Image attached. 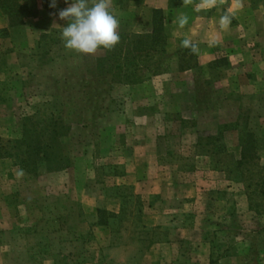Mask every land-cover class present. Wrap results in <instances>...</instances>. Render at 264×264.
Instances as JSON below:
<instances>
[{"label": "rangeland", "instance_id": "374dc122", "mask_svg": "<svg viewBox=\"0 0 264 264\" xmlns=\"http://www.w3.org/2000/svg\"><path fill=\"white\" fill-rule=\"evenodd\" d=\"M141 1L108 3H121L123 14L117 7L110 11L124 27L140 9ZM52 18L50 11L41 16L45 40L39 50L32 37L26 44L25 24L8 35L0 30V95L15 105L11 110L0 109V148L9 147L8 142L21 136L22 117L32 116L43 106L72 125L71 137L79 155L86 154V159L70 171L28 175L20 174L13 160L0 158V264H264L262 182L255 177L258 198L250 200L240 177L221 171L223 165L216 164L213 150L204 147L205 141L201 145V138L217 132L222 122L237 115L240 128L226 132V148L240 159V140L247 125L259 141L258 164L264 167V84L255 89V100L247 97L251 93L234 94L231 102L225 103L227 95L216 84V77L193 83L178 80L173 56L168 54L156 76L143 70L146 93L133 97L121 92L111 76L101 80L94 76L93 54L65 48L63 30L49 27ZM5 21L9 26L7 15ZM120 26L119 34L137 35ZM12 50H18L21 69L11 67L5 72L3 57ZM180 57L184 65L193 66L194 50L181 52ZM158 76L161 78L152 82ZM155 104L159 122L165 114V125L157 127L163 145L158 167L165 180V199L133 195L111 203V210H119V216L111 220L113 238L98 240L92 229H82L83 201L93 210L106 197L132 195L128 185L115 179L135 163L126 158L128 136L133 132L128 125L135 114L150 113ZM217 104L224 110L209 109ZM240 104L239 112L233 109ZM225 161L229 164L230 160ZM180 183L194 184L195 193L173 199L170 185ZM146 205L162 217L151 227L144 225ZM10 218L15 219L12 232L8 230Z\"/></svg>", "mask_w": 264, "mask_h": 264}, {"label": "crops", "instance_id": "0c3cea01", "mask_svg": "<svg viewBox=\"0 0 264 264\" xmlns=\"http://www.w3.org/2000/svg\"><path fill=\"white\" fill-rule=\"evenodd\" d=\"M29 1L26 3L37 15L26 19L24 22L25 25L23 27L28 35V41L26 40L25 42L29 44L32 37L34 45H36L35 48L39 50L42 48L43 40H45L41 36V33L45 30H41L44 28L42 27L44 24L41 23L40 19L42 15L47 14L49 11L44 9L43 0ZM111 1L114 0H108V2ZM69 4L64 1L57 2L55 11H50L53 17L49 24L50 29L63 30L67 21L61 20L58 13L66 9ZM120 4L118 2L116 5H109V8L117 7L120 14H123ZM138 6L140 9L136 12V15L133 14L134 17L126 22L127 26H120V29H128L136 34H151L153 31L154 11H162L165 15L166 33L169 36L167 51L168 54L173 56L172 64H176L178 80L184 79L188 83H193L200 78L209 80L216 77V84L220 85L221 89L223 88L222 92L227 95H224L225 98L223 100H226L225 103L231 102L230 98L234 94L247 95L251 93L247 97L252 98V100L258 97V95H254L257 93L255 89L257 86L264 84V0H142ZM143 15H146V18L142 19L141 16ZM5 17L6 14L0 6V30H14L9 28ZM224 17L229 20L227 26L221 24V20ZM181 19H184L186 23L181 25ZM143 20L146 21L144 25L142 24ZM30 24L32 25L31 27ZM189 47L194 50L195 62L193 66H186L182 70L181 66L185 62L182 61L180 52ZM17 51L12 50L3 57V61L6 64L5 72H8L11 67L13 70L17 66L21 69V60ZM93 55L94 64L96 65L94 76L98 78L97 61L106 56V51L98 49ZM23 71L21 70V72ZM158 78H161V76L154 77L152 82ZM119 85L121 92L132 94L133 97L143 96L146 93V83L134 85L119 83ZM226 87L228 90H226ZM137 106L136 104L133 107L137 108ZM152 107L153 109L150 113L144 115L135 114L137 117L133 120L134 122L128 125L133 132L130 138L128 136L130 143L126 147L128 150L126 151V158L133 159L135 163L131 165L130 169L126 167V173L120 175V177H115V179L128 185V190L131 191L132 195H140L142 197L159 195L161 199H165L164 188L162 189L165 180L161 178L162 170L158 167V159L162 156L163 145L158 140L157 135V127L165 125V114L162 115L159 122V119H157V105L155 104ZM14 108V104L6 102L0 95L1 110ZM242 108L241 104L236 108L233 107L238 112ZM141 109H144V106ZM209 109L219 112L224 110V107L221 104H217L209 107ZM192 110L195 111L197 108L193 107ZM237 117L236 115L232 121H224L222 123H224L223 125L234 124ZM67 142L73 146L75 156L74 166L66 170L70 171L86 159V154L79 155L71 134ZM0 158L3 161H12V159L2 155L1 152ZM21 171L20 174L25 173ZM170 188H172L173 199L188 198L192 192L195 193L196 191L194 184L180 183L178 185H170ZM185 193L188 195H184ZM106 198V201L96 204L93 210L89 208L90 204H87V201H83L85 220L82 223V229L83 231L92 229L98 240L110 241L114 235L111 220L115 218L109 220L108 226H101L98 224V210L116 213L118 217L119 210H111L110 205L114 202L120 203L124 198L122 197L121 199L118 196L117 199L111 196ZM144 212L143 220L144 225L147 227H151L153 224L156 225L158 220L162 218L157 215L151 205H146ZM10 219L12 225L8 230L12 232L16 229L14 225L15 219Z\"/></svg>", "mask_w": 264, "mask_h": 264}, {"label": "trees", "instance_id": "16d2710c", "mask_svg": "<svg viewBox=\"0 0 264 264\" xmlns=\"http://www.w3.org/2000/svg\"><path fill=\"white\" fill-rule=\"evenodd\" d=\"M60 1L65 2L57 0ZM50 3L51 0H43L44 9L54 12L55 8H51ZM0 6L10 20V29L21 27L26 19L37 15L27 3L20 0H0ZM3 32L8 35L9 29ZM119 35L120 42L114 48H101L106 51V56L97 61L98 79L109 75L114 83L134 85L144 82V69L156 76L168 57L169 36L166 33L164 13L160 10L154 11L151 34ZM190 50L192 49L189 47L182 54ZM185 67L186 65H182L181 69L184 70ZM239 128V122L222 125L217 132L209 134L205 139L201 138V145L205 141L204 147L213 150L211 155L218 158L216 164L223 165L221 171H225L229 177L236 174L240 177L241 183L246 186L248 197L255 201L258 196L254 188L259 187V184L254 185L255 177L259 178L261 186H264V167L258 164L259 141L252 131L247 130L246 125L245 134L242 132L245 136L240 140V159L231 155L224 144L226 132ZM71 131L72 125L66 123L61 115L40 106L35 114L23 118L21 136L8 142L9 147L2 146V155L12 159L15 165L28 175H38L41 171L49 174L66 171L74 166L75 160L73 146L67 142ZM226 159L230 160L229 164H226ZM254 169L258 171L255 172ZM128 197L134 196H126L124 200ZM98 215V224L101 226H108L110 219L117 218L116 214L105 210H98Z\"/></svg>", "mask_w": 264, "mask_h": 264}, {"label": "clouds", "instance_id": "9594fccd", "mask_svg": "<svg viewBox=\"0 0 264 264\" xmlns=\"http://www.w3.org/2000/svg\"><path fill=\"white\" fill-rule=\"evenodd\" d=\"M49 6L56 8L57 0H51ZM58 15L67 21L61 33L67 49L90 55L101 48L111 50L120 42L119 21L110 11L108 0H95L91 5L88 0H71ZM180 23L183 25L186 21L181 19ZM228 23L227 17L222 18V25L227 26Z\"/></svg>", "mask_w": 264, "mask_h": 264}]
</instances>
